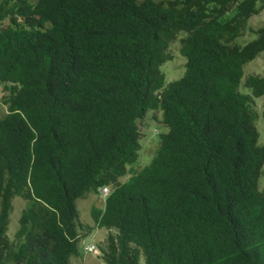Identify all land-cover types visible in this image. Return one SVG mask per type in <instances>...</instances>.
<instances>
[{"label": "trees", "instance_id": "16d2710c", "mask_svg": "<svg viewBox=\"0 0 264 264\" xmlns=\"http://www.w3.org/2000/svg\"><path fill=\"white\" fill-rule=\"evenodd\" d=\"M264 0L0 2V264H71L77 199L114 183L103 209L107 264H264V145L241 45ZM181 32L187 71L166 84L165 49ZM264 95V76L245 80ZM162 110L152 163L118 183L140 147L137 120ZM264 117V111H263ZM29 201L10 239L13 197Z\"/></svg>", "mask_w": 264, "mask_h": 264}, {"label": "rangeland", "instance_id": "374dc122", "mask_svg": "<svg viewBox=\"0 0 264 264\" xmlns=\"http://www.w3.org/2000/svg\"><path fill=\"white\" fill-rule=\"evenodd\" d=\"M1 1V0H0ZM264 24V9L259 13L253 15L249 21L247 30L243 35L236 39V43L245 44L250 40L254 39L257 34L253 33L254 29L261 27ZM7 26V23L3 24ZM180 43L178 41L171 43L168 48V53L171 55V59L167 60L163 64V70L166 72L167 83L181 78L186 70V57L181 54ZM248 74H260L264 76V52H262L257 58L245 64V76ZM241 90L246 91V89L241 86ZM7 92L4 90V86L0 84V116H3L7 112V107L3 103V96ZM254 105L260 114L257 121V128L260 134V143L264 145V121H263V110H264V95L254 99ZM163 113L159 110L149 111L147 116L140 121L141 129V144L142 147L139 150V156L137 160L130 164L128 167H133L134 169L140 171L145 166L151 163L153 160L157 149L160 145L161 133L168 131V126L163 122ZM159 122V123H158ZM164 123V125H162ZM158 127V130L156 128ZM161 131H160V129ZM157 131V132H156ZM160 131V132H159ZM131 168L130 172H132ZM135 171V170H133ZM129 179L128 175L122 176V182ZM259 187L264 191V177H261ZM29 201L22 196H14L13 198V209L10 214L9 230L7 234L11 239L15 238L16 231L19 227V219L22 214L23 209L28 205ZM99 207L103 209L105 206V200L98 194L89 193L85 197L77 199V207L79 210V220L85 224L93 226L91 232L87 233L80 238L78 242V254L85 256L84 258L76 256L72 257V264H106L103 259V251L107 248V236L109 230L106 227H95V221L93 218L92 210ZM108 231V232H107ZM86 229L82 230L80 233L85 234ZM96 242L98 245V253L84 251V245Z\"/></svg>", "mask_w": 264, "mask_h": 264}, {"label": "clouds", "instance_id": "9594fccd", "mask_svg": "<svg viewBox=\"0 0 264 264\" xmlns=\"http://www.w3.org/2000/svg\"><path fill=\"white\" fill-rule=\"evenodd\" d=\"M2 1V0H1ZM0 1V2H1ZM16 1L17 0H7V2H8V4H9V7L11 8V7H14V6H16ZM29 2H32V3H34V0H28ZM264 8H262L258 13H256V14H259L262 10H263ZM253 15H255V14H253ZM252 15V16H253ZM251 16V17H252ZM250 17V18H251ZM249 18V19H250ZM249 19H248V21H249ZM248 21H247V23H246V28H245V30L243 31V33H242V35L244 34V32L247 30V28H249V26H248ZM4 23H7V26H4L3 24ZM264 25V24H263ZM262 25V26H263ZM9 26H11V27H14V28H17V27H19V28H31V26H29V25H27L25 22H24V20H23V17H19V22L17 23V24H13V23H11V21H10V16H8V17H5L4 19H2L1 21H0V30H2V29H4V28H7V27H9ZM260 28V27H259ZM258 29V28H257ZM257 29H254V31H252L253 33H256V30ZM257 34V33H256ZM186 35V33L185 32H181L180 34H179V36L175 39V40H173V41H171L169 44H168V46L166 47V49H165V53L167 54V56H168V58L161 64V66H160V70L163 72V74H164V76H165V81H166V84H168L167 83V77H166V72L163 70V64L167 61V60H169V59H171V58H173V57H171V55L168 53V48H169V46H170V44L171 43H174V42H176V41H178L179 43H180V48H179V50H180V52H181V54L182 55H184L185 57H186V59H187V61H186V70H185V73H186V71H187V63H188V60H189V56L184 52V50H182V48H181V46H182V42H181V38L182 37H184ZM240 37V36H239ZM257 37V36H256ZM255 37V38H256ZM253 40V39H252ZM251 41V40H250ZM246 43H248V42H246ZM245 43V44H246ZM244 45V44H243ZM264 52V51H263ZM261 54V53H260ZM259 54V55H260ZM258 55V56H259ZM257 56V57H258ZM256 57V58H257ZM254 60V59H253ZM252 61V60H251ZM250 62V61H249ZM247 64V63H246ZM184 73V74H185ZM250 75H260V74H248V75H246L245 76V66H244V77H243V81H242V83L239 85V90L241 91V92H243V93H245V94H248V95H250L251 96V99H252V107H253V109H254V111H257V109L255 108V105H254V99L255 98H258V97H260V96H258V95H255L254 94V92H253V90L250 88V87H248V86H246L245 85V80H246V78L248 77V76H250ZM184 76V75H183ZM260 76H263V75H260ZM178 79H180V78H178ZM178 79H175V80H178ZM175 80H173V81H175ZM172 82V81H171ZM170 83V82H169ZM3 85V84H2ZM243 85V87L246 89V91H243V90H241V86ZM263 96V95H262ZM152 109H149L146 113H145V115L142 117V118H139L138 120H137V124H138V127H139V132H140V138H139V143H140V147H139V149H138V152H137V157H136V159L132 162V163H134L136 160H137V158H138V156H139V150L141 149V147H142V144H141V138H142V134H141V129H140V125H139V123H140V121H142L146 116H147V114H148V112L149 111H151ZM155 110H157V109H154V110H152V111H155ZM160 112H161V114L163 113L162 112V110H159ZM264 111V110H263ZM258 112V111H257ZM259 113V112H258ZM4 116V115H3ZM1 117V116H0ZM163 118V117H162ZM263 121H264V117H263ZM163 122H164V120H163ZM159 123V122H158ZM165 123V122H164ZM164 123L162 124V125H164ZM166 124V123H165ZM167 125V124H166ZM168 126V125H167ZM160 129V128H159ZM168 129H169V127H168ZM156 130H158V127L156 128ZM160 131H161V129H160ZM159 131V132H160ZM157 132V131H156ZM166 132H164V133H161V136H160V142H161V138H162V136L165 134ZM160 146V145H159ZM159 148V147H158ZM158 150V149H157ZM157 153V152H156ZM156 155V154H155ZM155 157V156H154ZM154 159V158H153ZM153 161V160H152ZM152 161H151V163H152ZM132 163H130V164H132ZM150 163V164H151ZM129 164V165H130ZM150 164H148L147 166H149ZM128 165V166H129ZM127 166V171H126V173L125 174H123V175H121L120 177H119V180H118V183H124V182H122V180H121V177L122 176H125V175H128L129 176V178L131 177V175L133 174V173H135V172H138V170H136V169H134L133 167H128ZM147 166H145V167H147ZM144 167V168H145ZM131 168H133V170H135V171H133L132 170V172H130V170H131ZM143 168V169H144ZM141 171V170H140ZM129 180V179H128ZM127 180V181H128ZM261 180V179H260ZM126 182V181H125ZM114 187H115V184L114 183H111V184H104V185H102V186H100L99 188H98V192H99V195L104 199V200H106V198L109 196V195H111L112 194V192H113V190H114ZM260 188V187H259ZM261 190V189H260ZM95 194H98V193H95ZM17 196V195H16ZM19 196V195H18ZM85 197V196H84ZM14 198V197H13ZM24 198V197H23ZM82 198V197H81ZM79 199V198H78ZM12 202H13V200H12ZM77 203V202H76ZM27 207V206H26ZM25 207V208H26ZM97 207V206H96ZM78 208V207H77ZM13 209V208H12ZM97 209H100L99 207H97ZM12 211V210H11ZM93 211V210H92ZM78 212H79V210H78ZM11 214V213H10ZM93 214V213H92ZM22 215V214H21ZM20 218H21V216H20ZM94 218V217H93ZM19 221H20V219H19ZM78 221H79V223H78V228H79V233L82 231V230H84V229H86V231H88V232H86L85 234H81L80 233V237H79V240H80V238L81 237H83L84 235H86L87 233H89V232H91V230L93 229V226H90V225H85V224H83L80 220H79V218H78ZM94 221H95V219H94ZM9 223H10V219H9ZM95 227H99V228H101L99 225H97V223H96V221H95ZM108 229V228H107ZM9 230V229H8ZM109 230V233L110 232H113V233H115L116 232V229H108ZM108 232V231H107ZM109 233H108V236H109ZM9 236V235H8ZM108 236H107V239H108ZM11 239V238H10ZM11 240H13V239H11ZM97 243L96 242H91V243H88V244H86V245H84V251L86 252V253H91V252H93V253H98V247H97ZM108 249V241H107V248L106 249H104V251H103V259H104V261L106 262V260H105V251ZM76 256H79V257H82V258H84L85 256H81V255H79L78 254V252H77V254H74V255H72L71 256V258L72 257H76ZM141 263L142 264H144V257H142V259H141ZM71 264H72V260H71ZM106 264H107V262H106Z\"/></svg>", "mask_w": 264, "mask_h": 264}]
</instances>
